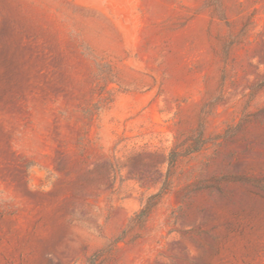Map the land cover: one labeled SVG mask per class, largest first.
<instances>
[{
	"label": "rangeland",
	"instance_id": "1",
	"mask_svg": "<svg viewBox=\"0 0 264 264\" xmlns=\"http://www.w3.org/2000/svg\"><path fill=\"white\" fill-rule=\"evenodd\" d=\"M0 264H264V0H0Z\"/></svg>",
	"mask_w": 264,
	"mask_h": 264
}]
</instances>
